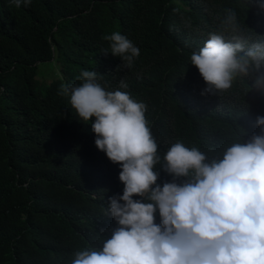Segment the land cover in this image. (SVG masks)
<instances>
[{
    "label": "trees",
    "instance_id": "16d2710c",
    "mask_svg": "<svg viewBox=\"0 0 264 264\" xmlns=\"http://www.w3.org/2000/svg\"><path fill=\"white\" fill-rule=\"evenodd\" d=\"M226 10L252 39L264 36L256 0H32L20 8L0 0V264L69 263L118 226L108 204L123 194L121 167L58 94L61 84L82 83V71H96L109 91L126 81L121 90L146 105L161 163L178 141L211 160L260 134L264 88L254 77L201 95L206 84L190 64L210 32H223ZM113 32L140 49L131 68L102 53ZM154 170L161 186L173 181L161 165Z\"/></svg>",
    "mask_w": 264,
    "mask_h": 264
},
{
    "label": "clouds",
    "instance_id": "9594fccd",
    "mask_svg": "<svg viewBox=\"0 0 264 264\" xmlns=\"http://www.w3.org/2000/svg\"><path fill=\"white\" fill-rule=\"evenodd\" d=\"M11 3L28 7L32 0ZM256 3L264 10V0ZM221 26L223 32H210L190 56L206 84L201 95L224 93L237 78L250 75L264 88V36H248L232 10H226ZM104 39L110 43L102 53L131 68L140 49L119 32ZM79 79V85L61 84L58 94L69 98L79 121L91 122L97 149L121 167L124 189L109 198L108 214L118 225L111 236L65 264H264V116L256 118L260 134L234 141L222 158L209 160L178 141L161 163L146 105L121 90L126 81L109 91L96 71L84 70ZM158 164L172 182L157 183ZM180 177L186 179L178 184Z\"/></svg>",
    "mask_w": 264,
    "mask_h": 264
}]
</instances>
